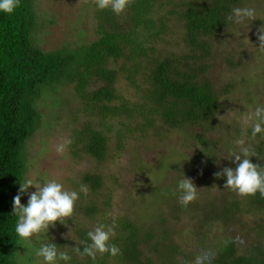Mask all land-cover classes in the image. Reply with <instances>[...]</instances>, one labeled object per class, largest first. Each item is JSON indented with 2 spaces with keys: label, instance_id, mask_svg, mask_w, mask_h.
Wrapping results in <instances>:
<instances>
[{
  "label": "trees",
  "instance_id": "16d2710c",
  "mask_svg": "<svg viewBox=\"0 0 264 264\" xmlns=\"http://www.w3.org/2000/svg\"><path fill=\"white\" fill-rule=\"evenodd\" d=\"M242 2L129 0L119 15L111 8L95 7L98 40L53 52L40 46L47 21L54 23L42 17L40 0H21L13 14H0V264H20L24 249L14 232L13 198L20 182L31 172L30 141L44 128L52 129V123L63 120L59 112H54V120L47 119L42 112L45 101L53 100V108L63 109L66 103L61 99L62 92L74 88L85 110L100 117L102 129L86 124L71 135L73 155H87L99 163L106 162L110 152L109 136L114 126L109 121L124 120L127 129L118 134L120 144L125 135L137 132L146 139L152 130L162 127L178 130L202 126L215 130L222 94L231 93V87L219 91L210 72L218 58V37L235 25L228 17ZM175 23L183 47L165 55L160 47L173 38ZM121 61L125 63L118 69L116 65ZM227 63L240 70L234 57ZM122 75L139 92L136 102L121 95ZM218 128L228 129L222 124ZM236 133L242 136L241 131ZM231 137L224 133L215 145L202 139L205 147L211 145L207 149L211 163L218 145L224 144L231 151L237 139ZM244 148L256 154L251 158L253 163L264 166V141ZM218 180L225 182L226 176ZM84 183L92 196L99 195L105 186L101 175H88ZM230 190L224 201L209 197L204 199L205 204L198 201L187 207L176 206L171 219L158 212L156 224L152 222L149 228L120 220L117 237L112 241L120 248V255L98 254L95 261L73 258V264H190L196 263L197 257H203V264H264V197L259 193L242 196ZM82 198L83 206L78 202L77 211L90 219L97 217L101 213L97 201L88 202L85 195ZM21 203L25 204V196ZM186 210L191 211L200 234L194 252L180 261L181 249L173 244L174 236L167 228ZM247 218L253 220V228L249 238H243L241 229H245L242 225ZM215 229L219 234H214ZM87 231L77 232L80 241L86 239Z\"/></svg>",
  "mask_w": 264,
  "mask_h": 264
},
{
  "label": "rangeland",
  "instance_id": "374dc122",
  "mask_svg": "<svg viewBox=\"0 0 264 264\" xmlns=\"http://www.w3.org/2000/svg\"><path fill=\"white\" fill-rule=\"evenodd\" d=\"M95 7V0H40L42 17L54 20V23L47 21V28L41 35L40 46L43 50L53 52L66 46H78L80 42L92 43L98 40V21L93 10ZM245 7L256 10V19L235 23L228 28L229 33H221L217 40V48L220 49L217 51L218 58L213 63L210 77L216 81L219 91L231 87V93L222 94V109L215 130L202 126H188L178 130L162 127V130H152L146 139L137 132L125 135L120 144L118 134L127 129L123 126L124 120L109 121L114 126L109 136L110 152L107 161L99 163L87 155L83 158L75 157L71 135L75 130H82L86 124H93L102 129L100 117L92 116L85 110L84 102L76 99L74 88L62 92L61 99L66 103L63 109L53 108V100L45 101L42 112L47 119H53L54 112H59L63 120L60 124L52 123L54 129L44 128L31 139L29 176L38 182L57 179L69 190L77 191L81 184L85 185L84 178L88 175H101L105 180V186L99 195L92 196L90 190L86 195L88 202L93 199L97 201L101 209L97 217L88 218L80 210L77 211L75 205L74 216L67 219V225L57 222L55 228H50L49 238H54L53 242L59 244L61 250L70 251L68 246H76L80 241L77 235L80 229L92 230L99 224L109 225L114 228L115 239L120 220H130L142 228H149L152 222L156 224L158 219L155 216L158 212L159 215L164 214L171 219L174 207L183 206L178 191V182L183 177L191 179L197 187V200L191 204L198 201L205 204L204 199L209 197L217 201L228 199L226 195H229L231 190L225 187L226 181L218 180L216 173L226 167H235V163L229 160L235 151L254 144L259 146L264 141L260 137L253 138L250 127L244 124L250 110L264 106V51L259 49L257 37V30L264 24V0H243L239 8ZM173 30L170 42L160 47L165 55L180 51L183 47L177 23L174 24ZM231 57L240 65V70L227 63V59ZM124 63L121 61L117 64L120 67H116L122 68ZM121 78V95L128 101L136 102L140 96L139 92L130 86L125 75ZM75 116L76 120L73 119ZM221 124L228 129H219ZM133 128H136V125ZM238 130L242 136L236 135ZM224 133H227V136L232 135L233 140L237 138L234 147L230 151L220 143L214 152L216 159L211 163L212 158L207 151L211 145L219 143L220 136ZM203 138L211 144L209 147L203 145ZM241 139L245 141L243 145L237 143ZM62 143L65 144L64 151L58 152L57 145ZM32 191H35L34 186L29 189V193ZM175 194L176 198L173 197ZM82 195L84 194L81 193L78 201L80 204L84 201ZM27 200L28 196L25 195V204ZM106 202L109 205H105ZM190 212L183 211L181 217L167 228L174 236L173 244H177L181 249L180 261L184 260L185 255L189 256L194 252L197 247L195 243L198 242L196 238L200 234L196 231L197 223L193 221ZM201 218L205 219L203 216ZM251 218L255 219L254 216ZM251 218L244 220L245 225L242 226L245 229H241L243 238H249L251 234ZM214 231L215 235L219 234L218 230ZM33 240L35 241V237ZM23 246L20 264H39L35 256V247L39 245ZM73 258L84 260L76 256ZM190 264L196 263L190 261Z\"/></svg>",
  "mask_w": 264,
  "mask_h": 264
},
{
  "label": "clouds",
  "instance_id": "9594fccd",
  "mask_svg": "<svg viewBox=\"0 0 264 264\" xmlns=\"http://www.w3.org/2000/svg\"><path fill=\"white\" fill-rule=\"evenodd\" d=\"M21 0H0V14L11 15L20 6ZM129 0H95L96 7L100 10L111 8L119 15L127 7ZM254 8H234L228 20L242 23L245 20H255ZM259 49L264 51V26L257 30ZM246 127H250L251 136L264 139V106H257L250 110L244 120ZM243 145V139L237 142ZM65 144L57 145L58 152L64 151ZM256 154L249 148H241L232 154L229 159L235 167H226L217 172V178L226 176L225 187L232 189L242 196L256 195L264 197V166L252 162ZM35 191L29 193L31 187ZM88 187L81 184L79 190H69L57 179H48L43 182L35 181L30 176L20 182L17 195L13 198V216L16 217L15 236L18 243L34 245L35 256L39 264H73V257H88L95 261L97 255L108 254L116 257L121 254L120 248L112 242L115 231L112 226L99 224L87 231L86 239L76 243L75 247L68 246L69 250L61 248L49 238L50 228H55L57 222L67 225V219L74 216L75 205L81 193L88 194ZM180 203L187 207L197 199V187L189 178L183 177L178 182ZM28 196L26 204H22V197ZM35 237V241L33 240ZM196 264H203V257L196 258Z\"/></svg>",
  "mask_w": 264,
  "mask_h": 264
}]
</instances>
